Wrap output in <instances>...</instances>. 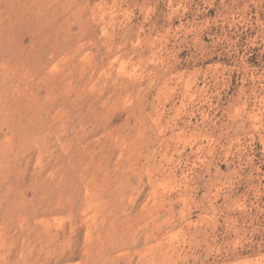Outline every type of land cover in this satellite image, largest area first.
Instances as JSON below:
<instances>
[{
	"label": "rangeland",
	"instance_id": "374dc122",
	"mask_svg": "<svg viewBox=\"0 0 264 264\" xmlns=\"http://www.w3.org/2000/svg\"><path fill=\"white\" fill-rule=\"evenodd\" d=\"M0 264H264V0H0Z\"/></svg>",
	"mask_w": 264,
	"mask_h": 264
}]
</instances>
